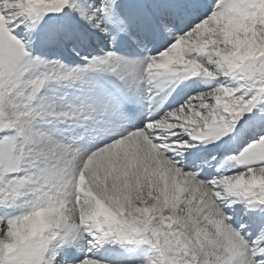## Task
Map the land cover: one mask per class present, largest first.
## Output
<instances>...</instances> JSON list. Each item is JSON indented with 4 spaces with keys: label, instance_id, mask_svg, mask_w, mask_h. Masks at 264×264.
Listing matches in <instances>:
<instances>
[{
    "label": "snow or ice",
    "instance_id": "obj_1",
    "mask_svg": "<svg viewBox=\"0 0 264 264\" xmlns=\"http://www.w3.org/2000/svg\"><path fill=\"white\" fill-rule=\"evenodd\" d=\"M0 264H264V0H0Z\"/></svg>",
    "mask_w": 264,
    "mask_h": 264
}]
</instances>
